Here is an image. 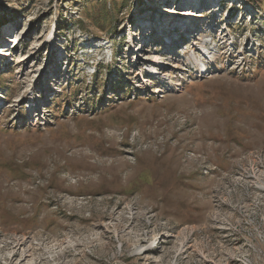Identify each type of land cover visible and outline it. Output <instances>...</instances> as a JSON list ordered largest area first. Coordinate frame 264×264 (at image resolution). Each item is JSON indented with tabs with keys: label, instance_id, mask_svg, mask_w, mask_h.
I'll list each match as a JSON object with an SVG mask.
<instances>
[{
	"label": "rangeland",
	"instance_id": "rangeland-1",
	"mask_svg": "<svg viewBox=\"0 0 264 264\" xmlns=\"http://www.w3.org/2000/svg\"><path fill=\"white\" fill-rule=\"evenodd\" d=\"M193 1L0 0V264H264V0Z\"/></svg>",
	"mask_w": 264,
	"mask_h": 264
},
{
	"label": "bare ground",
	"instance_id": "bare-ground-1",
	"mask_svg": "<svg viewBox=\"0 0 264 264\" xmlns=\"http://www.w3.org/2000/svg\"><path fill=\"white\" fill-rule=\"evenodd\" d=\"M192 2L193 4H194V1L193 0H189V2ZM204 1H206V0H204ZM159 9V8H158ZM171 16H176V17H178V18H182V19H193V20H199V19H201V18H203L202 16H201V14H200V12L199 11H195V10H193L192 8H190V9H179V8H173L172 9V12H171ZM158 18V17H157ZM199 18V19H198ZM167 22H169V21H166V23ZM191 22H192V20H191ZM211 22H215L214 20L213 21H211ZM157 24V23H156ZM159 25V24H158ZM166 25V27H168L169 28V25L171 26V24H165ZM193 25V24H192ZM180 29H183L182 27H180ZM207 25H206V28H205V24H203V26H202V30L204 31V32H202V35L198 38V40H204L205 41V39H206V32H207ZM169 32V31H168ZM171 33H172V31H170ZM159 33V32H158ZM172 35V34H171ZM205 37V38H204ZM204 38V39H203ZM224 39V38H223ZM145 42V41H144ZM144 42H141L140 44H142V48L143 49H145L146 48V44L147 43H144ZM205 45H206V43H204V44H202V48H203V52L206 54V51H205ZM209 52V51H208ZM204 54V55H205ZM210 57V56H209ZM158 58V56H157V54H154L153 55V57H152V59L153 60H156ZM195 60V59H194ZM153 63H157V61H153ZM179 63V64H178ZM178 63H175L176 65H175V67H180L179 65H180V63L181 62H178ZM166 65H170L169 64V62L166 64ZM151 70H153L156 74L155 75H159V76H165V77H167V73H168V71H167V69L165 70V69H163V68H160V69H157L156 71H155V69H151ZM160 70V72L157 74V72ZM162 70V71H161ZM205 72V71H204ZM169 79H171L170 77H168ZM180 85V83H177V84H173V86L174 87H177V86H179ZM122 165V164H121ZM115 166V165H114ZM101 167V166H100ZM112 168H113V166H112ZM115 168V167H114ZM121 168V167H120ZM96 171H97V169H96Z\"/></svg>",
	"mask_w": 264,
	"mask_h": 264
}]
</instances>
